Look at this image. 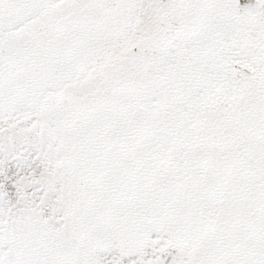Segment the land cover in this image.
<instances>
[{
  "label": "snow or ice",
  "instance_id": "1",
  "mask_svg": "<svg viewBox=\"0 0 264 264\" xmlns=\"http://www.w3.org/2000/svg\"><path fill=\"white\" fill-rule=\"evenodd\" d=\"M0 264H264V0H0Z\"/></svg>",
  "mask_w": 264,
  "mask_h": 264
}]
</instances>
